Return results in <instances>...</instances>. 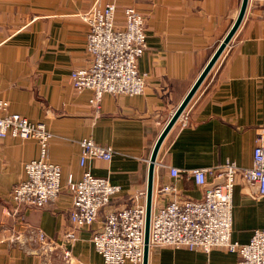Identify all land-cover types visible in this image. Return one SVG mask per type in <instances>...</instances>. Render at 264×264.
Wrapping results in <instances>:
<instances>
[{
    "label": "crops",
    "instance_id": "1",
    "mask_svg": "<svg viewBox=\"0 0 264 264\" xmlns=\"http://www.w3.org/2000/svg\"><path fill=\"white\" fill-rule=\"evenodd\" d=\"M96 0H0V99L51 132L47 158L61 167L63 190L41 208L15 207L8 193L25 174L23 165L40 156L36 139H0V264H104L91 233L106 211L145 207L149 157L159 133L232 25L241 0H117L115 21L134 7L145 19L147 49L138 59L146 73L137 96L105 93L99 110L89 105L91 92L73 89L70 72L88 65V26L82 15ZM102 2L104 0H98ZM264 126V0H248L243 20L182 115L164 138L153 172L152 204L162 203L158 187L173 183L182 198L199 199L202 188L181 173L216 167L226 161L251 164L255 132ZM111 146L110 160L79 165V140ZM87 169L121 187L100 209L94 223L73 231L70 261L61 248L40 251L28 239L40 229L57 245L71 229L67 176ZM208 180L211 178L208 177ZM171 197L170 195L167 198ZM10 210V214L7 211ZM16 210V211H14ZM234 241L245 243L264 227V196L241 178L232 193ZM147 264H238L235 253L151 247Z\"/></svg>",
    "mask_w": 264,
    "mask_h": 264
},
{
    "label": "built area",
    "instance_id": "2",
    "mask_svg": "<svg viewBox=\"0 0 264 264\" xmlns=\"http://www.w3.org/2000/svg\"><path fill=\"white\" fill-rule=\"evenodd\" d=\"M116 11L117 0H96L82 15L88 26L86 52L89 63L70 72L73 89L91 92L88 103L95 112L105 93L137 96L146 86V73L139 71L137 65L147 49L145 19L134 7L127 6L123 9L120 26L115 21ZM5 137L36 139L40 148L39 158L23 165L25 176L10 189L8 200L16 208H41L54 202L63 190L62 171L58 164L47 158L52 134L46 125L11 111L9 102L0 99V139ZM79 146L81 167L92 158L108 161L113 154L111 146L98 144L87 137L79 140ZM169 174L172 178L185 175L192 179L202 188V196L199 199L182 198L173 183L158 187L156 193L164 202L151 204L149 249L168 246L209 252L218 248L235 253L238 264H264V227L253 229L245 243L231 238L232 193L237 179L241 178L251 186L257 196H264V126L256 129L249 166L239 167L226 161L216 167H199L184 173L170 167ZM66 185L71 200L68 213L71 229L63 233L61 245L48 239L40 229H29L27 235L39 245L40 251L61 248L65 262L70 261L69 242L74 238L73 231L94 223L100 209L108 206L121 192L119 185L112 184L107 178L96 177L87 169L78 180L68 174ZM169 195L171 197L167 198ZM144 227L145 207L132 204L106 211L90 239L104 264H142Z\"/></svg>",
    "mask_w": 264,
    "mask_h": 264
},
{
    "label": "water",
    "instance_id": "3",
    "mask_svg": "<svg viewBox=\"0 0 264 264\" xmlns=\"http://www.w3.org/2000/svg\"><path fill=\"white\" fill-rule=\"evenodd\" d=\"M248 4V0H241L240 7L238 10V13L228 29L227 33L224 35L223 39L218 44L217 48L181 100V102L177 105L175 110L172 112L171 116L165 123L164 127L162 128L161 132L159 133L157 139L155 140V143L153 145L150 157H149V163H148V175H147V187H146V203H145V227H144V251H143V261L142 264H147L148 261V235H149V223H150V213H151V204H152V194H153V172H154V166L156 162V157L158 150L168 134V132L171 130L173 125L175 124L176 120L179 118L185 107L187 106L188 102L191 100L192 96L212 68V66L215 64L221 53L226 48L227 44L230 42L232 37L234 36L235 32L239 28L245 11Z\"/></svg>",
    "mask_w": 264,
    "mask_h": 264
}]
</instances>
